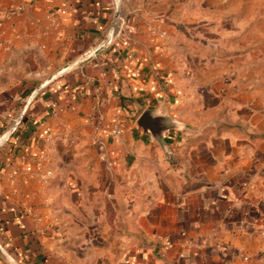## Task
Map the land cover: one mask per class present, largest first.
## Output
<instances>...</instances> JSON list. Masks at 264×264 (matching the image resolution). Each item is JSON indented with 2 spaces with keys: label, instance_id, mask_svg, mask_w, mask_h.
Returning <instances> with one entry per match:
<instances>
[{
  "label": "crops",
  "instance_id": "crops-1",
  "mask_svg": "<svg viewBox=\"0 0 264 264\" xmlns=\"http://www.w3.org/2000/svg\"><path fill=\"white\" fill-rule=\"evenodd\" d=\"M263 45L264 0H0V264H264Z\"/></svg>",
  "mask_w": 264,
  "mask_h": 264
},
{
  "label": "water",
  "instance_id": "water-1",
  "mask_svg": "<svg viewBox=\"0 0 264 264\" xmlns=\"http://www.w3.org/2000/svg\"><path fill=\"white\" fill-rule=\"evenodd\" d=\"M151 117V110H145L137 120V126L140 127L143 131L149 132L152 137L160 142L163 138V134L170 128H173L172 125L166 124V119L164 118H149Z\"/></svg>",
  "mask_w": 264,
  "mask_h": 264
},
{
  "label": "built area",
  "instance_id": "built-area-1",
  "mask_svg": "<svg viewBox=\"0 0 264 264\" xmlns=\"http://www.w3.org/2000/svg\"><path fill=\"white\" fill-rule=\"evenodd\" d=\"M118 133H119V131H118L117 128H113L111 130V134L113 136L118 135ZM252 223H253V226H256L257 227V230L259 231V234L262 235V236H264V218L263 219L262 218H260V219H253L252 220Z\"/></svg>",
  "mask_w": 264,
  "mask_h": 264
},
{
  "label": "trees",
  "instance_id": "trees-1",
  "mask_svg": "<svg viewBox=\"0 0 264 264\" xmlns=\"http://www.w3.org/2000/svg\"><path fill=\"white\" fill-rule=\"evenodd\" d=\"M260 214L259 213H255L253 216H252V219H260ZM262 219L264 218V217H261Z\"/></svg>",
  "mask_w": 264,
  "mask_h": 264
},
{
  "label": "rangeland",
  "instance_id": "rangeland-1",
  "mask_svg": "<svg viewBox=\"0 0 264 264\" xmlns=\"http://www.w3.org/2000/svg\"><path fill=\"white\" fill-rule=\"evenodd\" d=\"M259 42H262V40H259ZM263 48H264V45L262 46ZM256 65V64H255ZM260 236H262V235H260ZM262 238L264 239V236H262Z\"/></svg>",
  "mask_w": 264,
  "mask_h": 264
}]
</instances>
